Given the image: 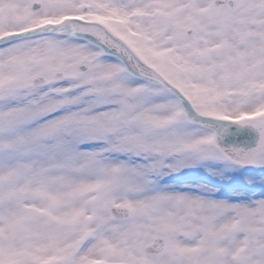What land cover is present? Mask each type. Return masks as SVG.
I'll use <instances>...</instances> for the list:
<instances>
[{
	"label": "snow or ice",
	"instance_id": "1",
	"mask_svg": "<svg viewBox=\"0 0 264 264\" xmlns=\"http://www.w3.org/2000/svg\"><path fill=\"white\" fill-rule=\"evenodd\" d=\"M0 264H264V0H0Z\"/></svg>",
	"mask_w": 264,
	"mask_h": 264
}]
</instances>
